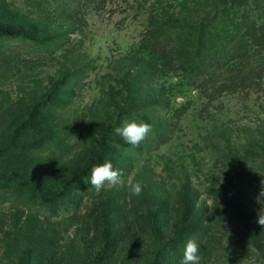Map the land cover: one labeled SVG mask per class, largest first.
<instances>
[{"label": "rangeland", "instance_id": "rangeland-1", "mask_svg": "<svg viewBox=\"0 0 264 264\" xmlns=\"http://www.w3.org/2000/svg\"><path fill=\"white\" fill-rule=\"evenodd\" d=\"M231 1L0 0V25L22 22L55 38L0 36L8 57L0 61V264L25 251L37 264H153V229L165 242L186 226L183 244L196 242L188 231L197 220L210 228L200 264L264 263L254 246L264 230V161L254 164L259 176L244 179L252 165L228 157H264V81L211 100L168 67L149 69L143 46L164 21L194 23ZM125 120L153 131L133 147L114 131ZM105 161L123 171V184L97 193L91 169ZM129 178L142 185L139 196ZM229 197L250 210L239 213ZM250 218L256 231L244 226Z\"/></svg>", "mask_w": 264, "mask_h": 264}, {"label": "trees", "instance_id": "trees-1", "mask_svg": "<svg viewBox=\"0 0 264 264\" xmlns=\"http://www.w3.org/2000/svg\"><path fill=\"white\" fill-rule=\"evenodd\" d=\"M231 2L230 5L229 2L215 4L208 15L194 23L164 21L148 30L145 37L150 38L144 40L143 46L151 53L149 69L168 67L189 86L211 100L223 94L251 93L260 88L264 81V0ZM0 36L39 44H52L55 39L38 34L36 29L22 22L1 24ZM5 58H8L7 53L0 52V61ZM14 139L19 140L17 137ZM228 157L242 167L246 168L247 163L252 165L249 170L251 174L244 175V179L251 175L255 178L259 176L254 170V164L264 161L263 156L248 153L244 156L230 154ZM236 187L235 192H245V188L240 184ZM235 199L236 202H233V197H229V202L239 213L250 210V206L241 199ZM187 215L188 212L185 211L183 219H187ZM195 215V220L197 217L200 219L202 212L198 211ZM244 226L256 231L257 222L250 218ZM186 231V226H177L175 237L162 242L154 228L153 233L157 241L153 264H182L186 245L183 244V235ZM191 231L196 237L199 249L204 247L210 228L197 220V226H192L188 232ZM258 239V244L254 246L262 250L264 230L259 232ZM174 243L178 245L177 248H174ZM42 255L43 253L39 252L37 256ZM34 257L36 254L33 251H25L19 261L14 260L6 264H37Z\"/></svg>", "mask_w": 264, "mask_h": 264}, {"label": "clouds", "instance_id": "clouds-1", "mask_svg": "<svg viewBox=\"0 0 264 264\" xmlns=\"http://www.w3.org/2000/svg\"><path fill=\"white\" fill-rule=\"evenodd\" d=\"M115 133L121 136L124 141L133 147L140 145L153 131L152 125L146 122L127 121L123 122L121 127L114 129ZM123 171L114 169L111 161H105L91 169V186L99 193L107 184L109 187H116L123 184ZM130 195L139 196L142 192V185L134 182L131 178L128 180ZM258 223L264 226V210L258 216ZM199 246L194 240H188L183 252L182 264H200Z\"/></svg>", "mask_w": 264, "mask_h": 264}]
</instances>
